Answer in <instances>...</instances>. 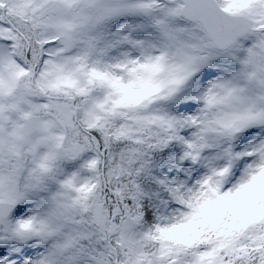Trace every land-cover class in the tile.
I'll return each mask as SVG.
<instances>
[{
    "label": "snow or ice",
    "instance_id": "1",
    "mask_svg": "<svg viewBox=\"0 0 264 264\" xmlns=\"http://www.w3.org/2000/svg\"><path fill=\"white\" fill-rule=\"evenodd\" d=\"M0 264H264V0H0Z\"/></svg>",
    "mask_w": 264,
    "mask_h": 264
}]
</instances>
